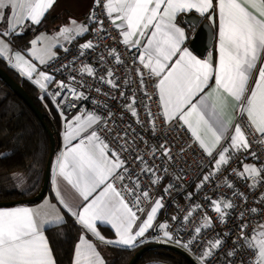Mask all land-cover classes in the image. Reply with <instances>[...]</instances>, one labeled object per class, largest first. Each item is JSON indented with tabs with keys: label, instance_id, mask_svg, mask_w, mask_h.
Returning a JSON list of instances; mask_svg holds the SVG:
<instances>
[{
	"label": "snow or ice",
	"instance_id": "snow-or-ice-1",
	"mask_svg": "<svg viewBox=\"0 0 264 264\" xmlns=\"http://www.w3.org/2000/svg\"><path fill=\"white\" fill-rule=\"evenodd\" d=\"M55 4L56 0H0V58L39 89L41 100L56 106L61 123V144L47 160L39 142L30 146L23 130L11 138V148H0V188L29 195L42 182L49 185L48 194L38 203L0 206V264H59L47 231L67 235L69 228L77 233L69 264H108L96 241L120 251L152 242L170 243L188 251L194 264H210L217 253L222 264H233L241 251H247L246 264H264V222L249 232L252 221L245 219L264 211V193L254 199L257 206L249 208L248 196L232 179L243 181L251 192L264 185V164L252 151L253 143L264 150V0H92L85 20L69 16L52 35L40 32L23 52L14 51L13 38L39 26ZM98 8L103 17L97 15ZM105 18L118 32L119 43L132 53V66L124 68L121 84L106 57H98L105 72L98 78L100 84L118 93L111 96L96 87L106 97L101 101L82 90L83 83L72 71L96 77L94 65L82 62L77 69L75 62L101 47L107 34ZM198 18L213 30L214 46L203 58L196 54L202 42ZM89 34L78 45V55L55 67L57 48L67 55L71 49L66 45ZM104 47L116 66L125 64L116 48ZM69 69L67 80L56 79V74ZM131 72L138 80L130 79ZM133 83L138 86L129 91ZM138 93L147 100L141 101L145 120L137 108ZM89 99L95 106L92 110L81 106ZM117 99L127 100L120 119L128 114L137 126L131 127L129 121L131 140L127 129L115 127L116 112L108 101ZM110 120L114 127H109ZM171 131L177 137L170 138ZM180 131L186 139L178 143ZM137 141L150 149V160L144 158ZM186 152L201 159L200 171L185 187L184 167L173 165ZM250 157L254 162H245ZM233 158L236 168L231 166ZM142 176L149 179L148 187ZM166 179L163 194L154 198L153 189ZM214 180L216 188L226 187L232 197L243 200L239 213L234 200L223 193L216 198L204 195L192 203ZM173 191L178 195L186 191L190 207L181 216L185 210L177 205V214L157 223L166 208L164 196L171 197ZM201 209L200 223L192 227V217ZM209 209L217 214L221 228L216 229ZM230 217L232 228L227 227ZM100 225L110 226L113 236L102 234ZM213 229L214 238L201 240L199 253L193 251L202 233ZM229 240L231 247L221 252Z\"/></svg>",
	"mask_w": 264,
	"mask_h": 264
},
{
	"label": "built area",
	"instance_id": "built-area-1",
	"mask_svg": "<svg viewBox=\"0 0 264 264\" xmlns=\"http://www.w3.org/2000/svg\"><path fill=\"white\" fill-rule=\"evenodd\" d=\"M96 11H97L98 16L103 17L102 9L98 8ZM93 26H95V25H93ZM105 28L107 30V34H106V38H104L100 41L101 47L97 48L94 52L90 51L87 55L80 57L75 62L77 69L80 67L82 62L88 63L90 65H94L97 68L96 77H89L87 74H84L83 76H81L78 74V72L72 71L71 69H69L68 71H64L60 74H56V79L67 80L68 72L72 71V75H75L77 80L81 81L83 83L84 87L82 90L85 91L90 97L99 99L101 101L105 100L106 97L102 94H98L95 91L96 87H102L103 92H108L111 96H118V93L115 91H112L107 85H101L100 84L98 78L100 75H104L105 72H104V69L100 68V62H99L98 57L100 55H104L106 57L108 66L113 67V69L116 72L117 79L120 80L121 84L123 83V79H124V68L126 66L127 67L132 66V53L130 51L126 50L125 47L119 43L120 37L118 35V32L112 27V25L110 24V22L107 21L106 18H105ZM89 38H90V34L84 36L83 38L76 40L70 46L66 45V47H70V49H71L67 55L61 49L58 52L59 59L57 61H55V67H59V65L64 64L67 61L71 60L72 56L74 54L78 55V45L80 43L85 42ZM105 45H107L109 47L116 48L117 51L119 52L120 56H121V59L125 62V64L121 65V66H116L114 60L111 57H108L107 50L104 47ZM49 71H51V69H49ZM129 76H130V79L138 80V78H136L134 72H131L129 74ZM137 86H138V83L131 84L129 91L131 89L136 88ZM49 89L53 90L54 85H50ZM121 90H124V89L122 88ZM148 92H149V94H151L153 92V88L151 87V85H149V87H148ZM69 100H71L70 94H69ZM141 101H144L145 103H147L146 98L138 93L137 94V108H138V111L140 113V119L145 120V109L142 107ZM108 102L111 105L110 110L113 112H116V116L114 117V119L116 121L115 127L117 128V131H119L120 129H127L129 131V140H131L132 133H131V128H129L128 125H129V121L132 120L131 127H133V128L137 127L134 119L131 118L130 115H128V114H125L122 120L120 119V112L123 110V103L127 102V100L126 99L125 100L117 99V100H109ZM81 106L86 107L89 110H92L95 107L92 104L91 99H89L88 101H85L83 103V105H81ZM54 107L56 109L55 105H54ZM62 107H65L66 111H70L69 109H67L66 105H62ZM96 110L100 111L99 108H97ZM157 110H158L157 104L155 102H153L151 104V111L155 114L157 112ZM72 114H74V112H72ZM159 123H160L159 120H157L158 125H159ZM109 127H114L111 120L109 121ZM137 130L141 131L140 129H137ZM101 134L105 135L106 138L114 146H117V142L112 140L111 136H107V134L103 133V132ZM150 135L151 134L149 133V136ZM169 137L170 138L171 137H177V132L176 131L169 132ZM145 138L147 139L148 137H145ZM185 139H186V137L184 136L183 131H180L179 136H178V143L183 142ZM137 145L141 149V151L144 155V158L146 160H150V157L148 155V152L150 149L146 148L145 145L139 141H137ZM252 151H255L257 153L258 162L261 164H264V150H262V148L258 144L253 143ZM176 152H177V148L173 147V154L175 155ZM126 158H130V157H126ZM200 159H201V157L198 154L194 155L192 152H186V153H184L183 159L177 160L176 163L173 165L174 168L176 167V165H182L184 167L183 181L185 182V187L187 186V182L189 181V179H194L196 176V173L198 171H200L199 166H198ZM185 161L187 162L186 164H185ZM156 162L159 163V161H156ZM245 162L252 163L254 161L250 157ZM189 166H191L190 169H189ZM231 166L233 168L238 167L237 160L235 158H233ZM133 171H138V169L136 167H134ZM140 179H141V182L144 184L145 187L149 186V179H147L143 176ZM232 179L235 181L239 191L245 193L248 196L247 206L249 208L257 206L256 204H254V199L256 197H259L261 195V193H264V185L257 188L255 190V192H251V191H249V189L247 187H245V184L243 181L237 179L235 176H233ZM168 182L169 181L166 179V180H164L163 185H161L159 188L153 189L152 194H153L154 198L157 195L163 194V186L166 185ZM216 183H217V181L214 180L213 183L206 185V187L202 190L200 195L197 196L196 199L194 201H192V203L200 202L201 197L204 195H208L210 197L216 198L219 194L223 193L226 197H229V198L234 200V203L236 204L235 212L239 213L241 211L242 207L244 206L243 200L236 198V197H232L231 192L226 187L216 188V186H215ZM193 190H194V185H193ZM186 196H187L186 191L182 192L179 195L177 194L176 191H173L171 194V197H169L168 195H165L164 200H165L166 208L159 213V218H158L157 223L159 221L165 220L167 217H170L173 214H177L178 213L177 205L179 206L180 209L185 210L184 212H180L179 214L181 216L186 214V210L190 207V203L186 199ZM205 207H207V205ZM202 213H203V209H201L200 212H196L195 215L192 217V221H193L192 227H195L198 223H200V217H201ZM208 214L210 216H212L214 221H216V229L221 228L222 225H220L219 222L217 221V214L212 212L210 209L208 211ZM245 219L246 220L250 219L252 221V223L249 227V232H250L251 228L254 227L256 225V223L264 222V211L260 212L258 215H251V216L246 215ZM227 227L228 228L233 227V220L231 219V217L228 220ZM216 229L204 231L202 233L201 237L199 238V240L197 241V243L192 246L193 251L199 253V251L202 247V245L200 244V241L201 240L207 241L208 239L214 238V236L216 234ZM153 234H155V233H153ZM236 234H237L236 231H233V236H235ZM184 238H185V240L188 239L187 236H185ZM231 244H232V242H231V240H229L228 243L223 245L221 252H223L225 249L230 248ZM172 245H174V244H172ZM180 249H182V248H180ZM182 250L185 251L192 258V256L188 253V251H186L184 249H182ZM248 256H249V252L241 251L237 255V257L235 258V260H233V264H241L242 261H244L246 264ZM222 260H223V258L220 256L219 253H217L216 256H214L212 258V260L210 261V264H222Z\"/></svg>",
	"mask_w": 264,
	"mask_h": 264
},
{
	"label": "trees",
	"instance_id": "trees-1",
	"mask_svg": "<svg viewBox=\"0 0 264 264\" xmlns=\"http://www.w3.org/2000/svg\"><path fill=\"white\" fill-rule=\"evenodd\" d=\"M33 31V27H31L25 31L22 36L14 37L12 44L14 46L24 48L27 46L28 40L31 37ZM0 66L27 91L34 104L43 113L44 121L46 122L47 126L59 132L60 117L54 105L51 104L47 99L41 100L39 98L41 95L39 89L31 84L26 78H22L17 71L10 68L3 58H0ZM4 130H7L6 134H4ZM21 130H23L25 139L29 142L30 146L34 147L36 143L39 142L40 146L44 150V158L47 160L50 144L45 128L41 125L38 118L27 107V105L14 92H12L0 78V148H11V138ZM17 159L19 163H27V160H19V158ZM41 185L42 183L38 185L29 195H21L15 191L6 192L0 188V201L31 197L40 190ZM47 235L50 238L52 247L55 251L56 259L59 264H69L72 241L73 238L77 236L75 229L69 228L67 230V235L61 233L59 236H57L56 230L50 229L47 231ZM142 246H138L134 250L126 251H120L109 247L105 259L108 261V264H126L132 255ZM136 264L191 263L172 250L157 248L143 253Z\"/></svg>",
	"mask_w": 264,
	"mask_h": 264
},
{
	"label": "water",
	"instance_id": "water-1",
	"mask_svg": "<svg viewBox=\"0 0 264 264\" xmlns=\"http://www.w3.org/2000/svg\"><path fill=\"white\" fill-rule=\"evenodd\" d=\"M195 16V13L190 14ZM186 18V17H185ZM199 23L196 25L198 31L201 32L202 42H198L197 44V53L201 57H203L207 51L211 48L212 39L211 32L213 30L210 29L208 22L202 18H198ZM201 26H203L201 28ZM0 78L4 81V83L9 87V89L14 92L26 105L27 107L34 113V115L38 118L41 125L45 128L47 135L49 137V154L50 152H54L60 146V136L59 132L55 129H51L47 126L44 121L43 113L38 109V107L34 104L32 98L27 93V91L23 88L21 84L16 82L1 66H0ZM48 154V156H49ZM48 159V157H47ZM48 188V183L46 181L42 182L40 190L31 197H26L22 199H14L8 201H0V206H12L16 204H31L40 201L43 198V195H46ZM164 248L174 251L178 253L182 257H184L188 262L194 264L193 258H191L185 251L180 249L179 247L172 244H164L159 242H152L140 247L128 260L126 264H136V262L140 259L143 253L151 249Z\"/></svg>",
	"mask_w": 264,
	"mask_h": 264
},
{
	"label": "crops",
	"instance_id": "crops-1",
	"mask_svg": "<svg viewBox=\"0 0 264 264\" xmlns=\"http://www.w3.org/2000/svg\"><path fill=\"white\" fill-rule=\"evenodd\" d=\"M92 4V0H56L55 6L49 10V12L46 14L44 17L42 23L39 26H30L29 28L33 27V32L31 37L29 38L28 42L32 39L33 35L39 34L40 32H45L48 35H52L55 30L58 29L59 26L64 24L69 16L75 17L78 21H83L86 18V14L88 13L90 7ZM203 19V18H202ZM2 27V26H0ZM28 28V29H29ZM27 29V30H28ZM26 30V31H27ZM189 35H192L191 30L189 29ZM28 46V44H27ZM214 46V41H212L211 48L208 50H212ZM12 49L15 50H20L24 51V48H20L17 46H14L11 43ZM60 48H57L56 51L57 53L60 51ZM207 51V53H208ZM207 53L203 56L206 57ZM201 57V58H203ZM60 130H61V123H60ZM59 130V133H60ZM60 144H61V139H60ZM47 195V193H46ZM39 202V201H38ZM36 202V203H38ZM26 204V203H22ZM33 204V203H31ZM31 204H26L31 206ZM18 205V204H16ZM12 205V206H16ZM10 207V206H9ZM99 230L104 234L106 237H112L113 233L110 230V226H104L100 225ZM91 239V236H89ZM96 243L99 246V250L101 251L102 255L105 257L106 254L108 253V248L109 246H105L101 244L99 241H96Z\"/></svg>",
	"mask_w": 264,
	"mask_h": 264
},
{
	"label": "rangeland",
	"instance_id": "rangeland-1",
	"mask_svg": "<svg viewBox=\"0 0 264 264\" xmlns=\"http://www.w3.org/2000/svg\"><path fill=\"white\" fill-rule=\"evenodd\" d=\"M53 33H54V32H53ZM34 36H35V35H33V37H32V38H34ZM169 244H170V243H169Z\"/></svg>",
	"mask_w": 264,
	"mask_h": 264
}]
</instances>
